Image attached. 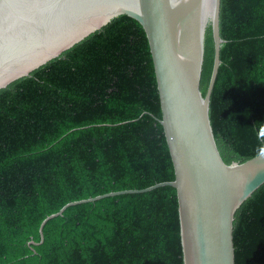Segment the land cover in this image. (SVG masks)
I'll return each instance as SVG.
<instances>
[{
    "label": "trees",
    "instance_id": "obj_1",
    "mask_svg": "<svg viewBox=\"0 0 264 264\" xmlns=\"http://www.w3.org/2000/svg\"><path fill=\"white\" fill-rule=\"evenodd\" d=\"M209 120L224 161L264 153V0H221ZM213 63L204 36L200 92ZM149 41L128 16L0 92V264H184ZM236 264H264V185L238 210Z\"/></svg>",
    "mask_w": 264,
    "mask_h": 264
},
{
    "label": "water",
    "instance_id": "obj_2",
    "mask_svg": "<svg viewBox=\"0 0 264 264\" xmlns=\"http://www.w3.org/2000/svg\"><path fill=\"white\" fill-rule=\"evenodd\" d=\"M221 0H0V92L60 58L128 16L144 29L160 97L173 181L70 203L48 217L44 228L73 207L125 194L172 187L178 198L184 264H236L235 221L239 208L264 185V153L228 164L209 120L210 96L220 65ZM210 25L213 63L206 93L200 92L204 36Z\"/></svg>",
    "mask_w": 264,
    "mask_h": 264
}]
</instances>
